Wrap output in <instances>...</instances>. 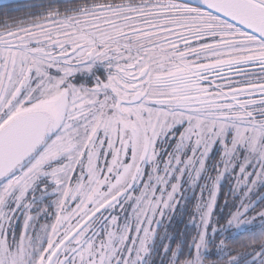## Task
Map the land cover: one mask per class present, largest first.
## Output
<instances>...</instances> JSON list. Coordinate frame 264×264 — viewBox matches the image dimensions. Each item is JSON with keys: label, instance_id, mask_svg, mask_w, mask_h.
<instances>
[{"label": "snow or ice", "instance_id": "6c2138e0", "mask_svg": "<svg viewBox=\"0 0 264 264\" xmlns=\"http://www.w3.org/2000/svg\"><path fill=\"white\" fill-rule=\"evenodd\" d=\"M0 264H264V0H0Z\"/></svg>", "mask_w": 264, "mask_h": 264}, {"label": "trees", "instance_id": "16d2710c", "mask_svg": "<svg viewBox=\"0 0 264 264\" xmlns=\"http://www.w3.org/2000/svg\"><path fill=\"white\" fill-rule=\"evenodd\" d=\"M14 15H15V13H13ZM195 192L198 194L199 193V189L197 188V189H195ZM193 195V193H192V191L190 190L189 192H188V196L189 197H191ZM219 199H220V203L222 204L223 203V201H224V196H223V194H221V196L219 197ZM230 199V198H229ZM194 204H195V200L193 199L192 200V202L190 203V205H189V208L191 209L193 206H194ZM217 210L219 211V206H218V208H217ZM228 209H224V211H227Z\"/></svg>", "mask_w": 264, "mask_h": 264}, {"label": "water", "instance_id": "95a60500", "mask_svg": "<svg viewBox=\"0 0 264 264\" xmlns=\"http://www.w3.org/2000/svg\"><path fill=\"white\" fill-rule=\"evenodd\" d=\"M21 2H23V0H21Z\"/></svg>", "mask_w": 264, "mask_h": 264}]
</instances>
